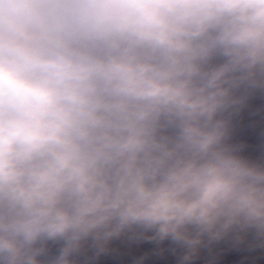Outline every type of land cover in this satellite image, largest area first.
I'll return each mask as SVG.
<instances>
[{"label": "clouds", "instance_id": "obj_1", "mask_svg": "<svg viewBox=\"0 0 264 264\" xmlns=\"http://www.w3.org/2000/svg\"><path fill=\"white\" fill-rule=\"evenodd\" d=\"M250 233L264 248V0H0V264L152 241L145 264L166 240L194 264Z\"/></svg>", "mask_w": 264, "mask_h": 264}, {"label": "water", "instance_id": "obj_2", "mask_svg": "<svg viewBox=\"0 0 264 264\" xmlns=\"http://www.w3.org/2000/svg\"><path fill=\"white\" fill-rule=\"evenodd\" d=\"M254 240V235L249 234L244 245L239 247L228 246V250L221 252L225 247L223 243L213 245L211 248H201L199 257L194 264H264V248H255L249 250L248 243ZM119 243V242H116ZM156 247L152 241H142L130 248L124 249L125 255L123 260L126 264H132L134 258L145 253H151ZM163 248H176V254H168L163 257L149 255L145 260V264H178L179 256L182 255L183 249L174 245L170 240L163 241ZM219 253V257L216 254ZM79 259H83L80 257ZM105 264H116V261L111 257L105 258Z\"/></svg>", "mask_w": 264, "mask_h": 264}]
</instances>
